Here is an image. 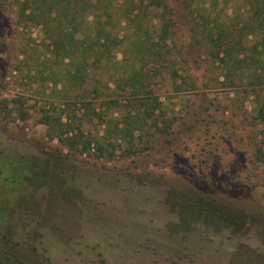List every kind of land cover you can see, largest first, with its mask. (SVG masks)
<instances>
[{
  "label": "rangeland",
  "instance_id": "1",
  "mask_svg": "<svg viewBox=\"0 0 264 264\" xmlns=\"http://www.w3.org/2000/svg\"><path fill=\"white\" fill-rule=\"evenodd\" d=\"M247 1L167 0L170 13L145 18L166 55L136 53L141 33L126 28L99 82L89 70L86 90L66 95L38 61L42 30L0 0V249L25 264H264L259 91L246 69L231 83L194 31L201 13L229 23ZM135 58L149 87L116 89L113 64Z\"/></svg>",
  "mask_w": 264,
  "mask_h": 264
},
{
  "label": "trees",
  "instance_id": "2",
  "mask_svg": "<svg viewBox=\"0 0 264 264\" xmlns=\"http://www.w3.org/2000/svg\"><path fill=\"white\" fill-rule=\"evenodd\" d=\"M14 1L18 5L17 14L22 18L25 26L39 27L48 40V52L45 53L44 60L38 58V61L41 62L43 72H47V78L53 82V85L62 84L61 88L66 95L75 88L86 90L83 86L86 79L99 82L95 76L99 70L101 71L106 66V64L103 66L102 61L110 62L114 51L123 45L125 35L122 33L126 28H132L135 32L141 33L140 39H137L141 45L135 43L136 53L143 54L142 50L149 48L144 53L147 55L146 58H149L150 54L157 57L167 54V51H160L159 40L156 39L160 36V39L164 40L165 36L157 35L149 22L145 23L146 16L150 15L153 8L162 7L164 11L170 13L167 0ZM219 1H223L227 5L231 0H213L211 4L206 0H183L188 7L202 6L209 10L216 8L215 4ZM246 5V8L240 7L234 11V17L229 20V23L227 21L218 23L214 19L210 20L208 14L201 13L203 21L201 24L195 25L194 31L200 27L202 38L212 44L206 53L207 57L227 70L228 73L225 77L231 83L234 82V76L237 78L244 69L247 73L249 72L246 74L249 77V86L254 92L259 91L255 95L257 102L255 120L264 124V0H248ZM165 32L167 34L168 31ZM144 57L141 58L144 59ZM137 61L140 59L135 58L129 68L125 65H117L122 64L119 61L113 64L117 77L116 80L113 79L116 89L124 90L128 87L133 90L132 93L136 94L146 86L149 87L146 81L148 75L143 71V66L139 67L136 64ZM89 70L93 73L92 77L89 75L88 79ZM101 88L104 93L108 85L99 84L95 86L93 92H98ZM110 101L117 105L120 104L118 99ZM151 101V97H145L143 102L151 103ZM101 103L99 102L100 105ZM93 104L96 105L94 102ZM144 112V109L139 108L136 118H139V114L143 115ZM144 117L142 116L141 119ZM141 119L139 118L138 121ZM60 121L62 122L61 118H59ZM69 125H63L65 130L60 129V131L65 132L66 139L71 142L74 135L70 136L72 129L68 127ZM2 162L6 163L2 160L0 164ZM5 180L8 181V179ZM3 235L2 237L7 236ZM9 249L11 248L0 249L6 255L4 258L2 254L0 264H7L6 260L9 261L8 264L14 262L25 264L24 261L17 258L19 255L17 251L12 252V256L18 261L11 259L7 253Z\"/></svg>",
  "mask_w": 264,
  "mask_h": 264
}]
</instances>
